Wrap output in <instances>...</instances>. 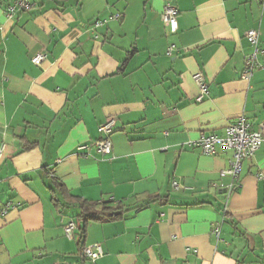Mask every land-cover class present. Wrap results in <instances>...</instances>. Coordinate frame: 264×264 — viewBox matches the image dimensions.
I'll return each instance as SVG.
<instances>
[{
	"label": "crops",
	"instance_id": "0c3cea01",
	"mask_svg": "<svg viewBox=\"0 0 264 264\" xmlns=\"http://www.w3.org/2000/svg\"><path fill=\"white\" fill-rule=\"evenodd\" d=\"M12 1L0 0V204L20 206L0 217V264H264V142L231 191L221 174L231 152L186 144L223 136L239 116L264 121V0H31L7 17ZM166 4L178 10L175 33L160 19ZM248 29L259 32V66L246 79ZM108 117L103 156L93 142ZM53 195L144 207L86 226L82 245L103 249L90 262L78 230H63L78 209L59 212Z\"/></svg>",
	"mask_w": 264,
	"mask_h": 264
},
{
	"label": "built area",
	"instance_id": "2783aa9c",
	"mask_svg": "<svg viewBox=\"0 0 264 264\" xmlns=\"http://www.w3.org/2000/svg\"><path fill=\"white\" fill-rule=\"evenodd\" d=\"M34 6L31 0H13L5 8V14L7 17H12L16 12L30 9ZM178 10L175 6L171 4H166L160 13V19L164 25L168 28L170 33H175L177 30L176 16ZM113 18L117 19L119 14L112 15ZM105 19H97L94 21V25L98 26L105 22ZM247 40L253 45V52L245 57V67L242 73L243 78H249L254 68L259 66L257 60V55L259 53L258 49V39L259 32L255 29H248L245 32ZM173 45L167 48V54L172 51ZM46 59V52L39 51L36 52L31 57V62L34 65L40 66L41 63ZM192 79L198 87V94L195 97L197 102H200L205 94L207 93V81L204 74L201 71L195 72L192 75ZM116 120L114 117H108L105 122L98 126V131L101 137L93 142V145L103 156H108L111 153V142L110 134L115 127ZM264 142V121L257 123L256 127L252 126V123L248 121L244 116L237 117L234 121L229 122L225 126V133L223 136H218L216 134H201L200 137L193 141H188L186 144L188 147H197L205 155H214L217 153L218 149L230 151L232 159L228 168L223 169L221 174H228L233 178L235 184L230 185V191L234 187L239 186L238 178L241 169V163L243 160L250 158ZM89 145L82 144L77 147L79 154H86ZM174 188H178V183L176 181L172 182ZM20 206V203H15L12 201H7L4 204H0V217H5L10 209H14ZM77 226L74 221H67L64 226V234L69 239L74 238V231ZM216 235L219 232V228L215 227L213 231ZM80 257L86 261L93 262L103 255L102 246L99 243H94L91 245H85L80 253ZM52 264H68L65 262H55Z\"/></svg>",
	"mask_w": 264,
	"mask_h": 264
},
{
	"label": "trees",
	"instance_id": "16d2710c",
	"mask_svg": "<svg viewBox=\"0 0 264 264\" xmlns=\"http://www.w3.org/2000/svg\"><path fill=\"white\" fill-rule=\"evenodd\" d=\"M32 145L26 147L29 148ZM54 182V181H53ZM56 184V183H54ZM227 196V194L225 195ZM53 203L59 212H62L66 206L76 207L78 209V214L75 215V222L78 230V243H79V253L81 249L85 246L82 245V238L85 234L86 226L91 221H110L121 218L129 210H139L144 207L140 204L136 207H129L125 201H114L113 199H102L98 201L81 199L76 196L69 195L68 204L62 202L60 198L56 195L52 196Z\"/></svg>",
	"mask_w": 264,
	"mask_h": 264
},
{
	"label": "rangeland",
	"instance_id": "374dc122",
	"mask_svg": "<svg viewBox=\"0 0 264 264\" xmlns=\"http://www.w3.org/2000/svg\"><path fill=\"white\" fill-rule=\"evenodd\" d=\"M67 212H70L71 214L73 213V212H72V209H70V210L68 209V211H67Z\"/></svg>",
	"mask_w": 264,
	"mask_h": 264
}]
</instances>
